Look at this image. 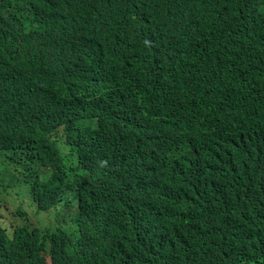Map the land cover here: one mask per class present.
<instances>
[{
	"label": "trees",
	"instance_id": "1",
	"mask_svg": "<svg viewBox=\"0 0 264 264\" xmlns=\"http://www.w3.org/2000/svg\"><path fill=\"white\" fill-rule=\"evenodd\" d=\"M0 154V264H264V0H0Z\"/></svg>",
	"mask_w": 264,
	"mask_h": 264
},
{
	"label": "clouds",
	"instance_id": "2",
	"mask_svg": "<svg viewBox=\"0 0 264 264\" xmlns=\"http://www.w3.org/2000/svg\"><path fill=\"white\" fill-rule=\"evenodd\" d=\"M158 180H159L158 176L155 179H153L154 182H158ZM21 191H24L23 187H22ZM45 214L50 215L49 217L52 220H56L57 219V215L55 216V214L53 212L49 211V210Z\"/></svg>",
	"mask_w": 264,
	"mask_h": 264
},
{
	"label": "rangeland",
	"instance_id": "3",
	"mask_svg": "<svg viewBox=\"0 0 264 264\" xmlns=\"http://www.w3.org/2000/svg\"><path fill=\"white\" fill-rule=\"evenodd\" d=\"M2 157H4V155L0 154V158H2ZM19 185H22V184H19ZM21 189H22V188H21ZM21 189H20V190H21ZM7 201H11L10 197L7 198ZM49 216H50V215L45 214V218H48ZM34 218H36V217L34 216ZM34 222H37V219H35Z\"/></svg>",
	"mask_w": 264,
	"mask_h": 264
}]
</instances>
